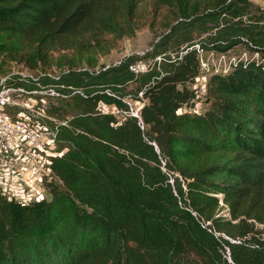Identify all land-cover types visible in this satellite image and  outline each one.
<instances>
[{"label": "trees", "instance_id": "1", "mask_svg": "<svg viewBox=\"0 0 264 264\" xmlns=\"http://www.w3.org/2000/svg\"><path fill=\"white\" fill-rule=\"evenodd\" d=\"M148 2L168 19L143 55L81 65L135 37ZM196 46L244 47L263 62L213 77L209 108L194 114ZM143 60L148 71L130 70ZM10 64L29 74H12L5 88L62 97L63 109L49 111L60 119L51 125L62 154L51 159L48 198L0 195V264H264L255 227L264 224V8L250 0H0V65ZM135 101L139 117L101 111H129Z\"/></svg>", "mask_w": 264, "mask_h": 264}, {"label": "rangeland", "instance_id": "2", "mask_svg": "<svg viewBox=\"0 0 264 264\" xmlns=\"http://www.w3.org/2000/svg\"><path fill=\"white\" fill-rule=\"evenodd\" d=\"M250 1L264 8V0ZM167 19L166 11L155 9L150 2L146 3L137 13L135 37L117 41L110 52L85 55L80 60L81 65L99 68L116 64L132 54L143 55L150 48L153 38L164 30ZM199 57L200 71L191 85L199 95L196 111L192 112L194 114L209 108L205 95L213 77L230 74L239 62H263L258 54L244 47H237L226 54L201 52ZM54 71L57 72L56 69ZM19 73L29 74L20 65H0V195L9 200L28 203L48 198L45 183L53 180L51 159L62 154L54 141L56 132L51 125L60 119L56 116L51 118L49 111L56 114V108H63L59 101L62 97L52 89L31 94L5 88V81L12 74ZM140 105V101L133 102V107ZM101 111L115 113L116 109L101 105ZM220 214L226 219L230 218L226 206H222ZM255 227L264 236V224L257 222Z\"/></svg>", "mask_w": 264, "mask_h": 264}, {"label": "built area", "instance_id": "3", "mask_svg": "<svg viewBox=\"0 0 264 264\" xmlns=\"http://www.w3.org/2000/svg\"><path fill=\"white\" fill-rule=\"evenodd\" d=\"M196 48L198 49L199 53H201L199 46H196ZM158 60H160V59L158 58ZM149 67H150V64H148L144 61H140V62L134 64L133 66H131L130 70L134 73H144V72L149 70ZM131 104L132 103H129V106H130L129 111H121V110L115 111V114L120 121L125 119L127 116L139 117V107H137V108L133 107V105H131Z\"/></svg>", "mask_w": 264, "mask_h": 264}]
</instances>
